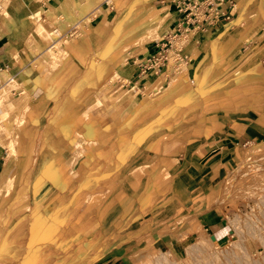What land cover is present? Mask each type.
Returning a JSON list of instances; mask_svg holds the SVG:
<instances>
[{
  "label": "crops",
  "instance_id": "0c3cea01",
  "mask_svg": "<svg viewBox=\"0 0 264 264\" xmlns=\"http://www.w3.org/2000/svg\"><path fill=\"white\" fill-rule=\"evenodd\" d=\"M0 4V117L9 114L10 122L14 123L20 122L23 115L26 123L25 127L22 126L12 131L15 137L21 140L22 146L13 148L15 152L13 150L9 152L10 149L8 151L7 147L2 144L6 142L8 136L1 135L2 132H8L7 125L3 123L5 119H0V220L7 218L8 200L1 193H5L8 187L14 188L10 203L15 204L14 210L17 209L15 226L18 224L17 220L23 218L25 214L22 209V211L18 210L24 204L29 207L32 203V211L38 208V213L41 215L32 220L31 211L28 217L23 219L25 248L23 244L17 242H9L10 244L7 245L6 227H0V261L2 264H22L27 257L30 259L28 264H131V257L146 250H157L174 245L173 241L176 239L170 235L177 231L173 232V229L180 225V228L187 230L184 224L196 215V205L202 198L200 192L206 187H210L211 191L212 177L222 176L227 159L230 156L237 158L234 152L238 155L239 150L252 143L254 139L264 138V53L259 54L260 45L251 47L250 42L244 43L234 51L236 45L233 39H238L236 35L231 36L229 32L221 36L216 35L222 31L223 27L236 26L240 22L241 17L237 6L235 9L228 8L226 11L230 12L231 17L234 16L231 23L216 22L208 26L204 34H199L203 41L201 45L205 46L206 50L195 48L193 41L199 39L198 35L195 40L194 37L191 40V45L194 47L193 58H190L189 48L182 54L187 56L186 54L189 53L187 57L190 58V62L186 67V74L191 80L190 88L196 86L192 90L195 91L197 89L208 90L212 82L210 79L224 63H221V60L231 58L237 52L245 50L244 55L238 59L241 78L234 86L236 87L234 89H238V97L237 99H235L236 96L232 98L237 101L234 105L238 108L235 114L238 116L236 126L240 129L234 130V133L220 131L222 133L221 146L216 147L219 151L214 154L216 149L208 150L206 162L202 163L193 159L189 174L199 176L200 179L197 181L191 179L188 173L183 174L182 171L185 169L178 166L179 163L164 162L169 167L164 164L160 165L161 159L175 158L177 161L180 147H174L168 151L166 144H159L155 154L157 160L154 164L146 166L149 174L144 175L146 178L151 177L154 183L159 173L167 170L172 178L169 186L151 194L152 198L149 196L145 205L143 204V193L142 195H139L140 193L130 195L129 202L119 209L117 199L119 195H116L115 187L118 188L120 184V188L125 192L126 185L130 183L134 187L140 186L138 185L140 177L137 174V178L130 171L132 178L126 176L120 181L119 178H111L104 199L99 201L94 210L92 207H85L81 216L84 217V222L79 227H72L71 222L68 225L60 223L61 219L71 214L72 211L71 208H67L68 201L64 199V196L56 199L55 189L59 187L58 185L64 189L68 184L61 174L59 178H56L59 168L67 165H62V163L56 168L55 163L51 161L44 174L42 167L34 170V146L39 138L45 137L48 141L43 151L47 155H52L55 153L49 144L57 139L63 140L62 151L60 150L59 154L69 153L81 156L78 157L81 169L90 172L89 176H80L79 184L87 185L92 183L85 177L96 175L98 172L100 164L94 163L98 155L106 158L105 154L112 153L114 148L120 154L129 155L140 144L142 135L150 138L152 142L164 138L160 130V132L154 130L153 133L150 130L152 128H149L146 132L145 126L135 129L130 135L123 134L130 124L138 123L141 120H139L140 115L149 110L151 106L147 99L135 104L134 99L137 93L130 94L129 92L136 89L139 84L133 82L137 76L135 75L137 66L155 54L157 44L140 46V44L133 43L113 62L112 68L115 69L116 74L127 80L126 84L121 85V89L129 88L126 90L127 93L120 92L117 86L114 87L108 83L92 84L86 81L90 73H87V69L97 63L96 55L101 53L107 34L112 32L119 23L122 27L131 26L137 17L155 8L146 6L173 5L161 3L160 0H46L42 3L38 0H1ZM167 9L170 15L172 11L174 19L169 26L166 21L165 26L174 30L176 26L174 21H177L179 16L174 8L167 7ZM164 14L165 21L167 14L165 12ZM38 24L42 26L37 28V35L35 30ZM52 30H56V33L60 35L55 36L54 41L47 42V31ZM78 31H80L79 36L76 35ZM73 32H75L74 35H72ZM229 37L231 40L226 39ZM220 39L221 41L226 39L224 42H227V49H222L224 45L217 47L218 43L220 45ZM57 40L60 41L57 42ZM162 40L163 37L160 41ZM57 43H61L62 51L53 52L54 56H52L53 47L51 46ZM254 55H258V59L263 61L248 67ZM53 58L60 61L56 62L52 60ZM112 74H114L113 71ZM155 81L152 87L162 84L159 77ZM178 81L169 84L167 100L173 96L176 98V95L181 93L182 89ZM198 96H202V99L206 97L205 93H200ZM68 100L72 101L71 105L62 111ZM88 100L90 105L86 104ZM123 100L129 101L132 107L139 106L142 109L136 112L133 110L121 112L117 107L119 105L117 101ZM231 101L233 100H229ZM74 103H78L83 108L79 116L81 119L86 117L85 111L97 103L102 108L91 110L89 120L80 122L82 125L84 123L94 124L90 125L91 129L88 133L85 132L83 135L78 132L76 134L79 136L77 138L78 148L75 146L76 143L72 145L67 142L66 139L70 135L63 127L54 129L58 121L62 124L69 123L66 117L70 112L69 108ZM54 105L57 107L54 112L57 111V113L50 119L48 111ZM176 105L179 103L176 102ZM101 111L100 115L98 112ZM223 124L224 128L226 126L232 129L231 124L225 122ZM45 126L47 130L44 129ZM95 127L100 130L98 133L102 132L103 136L100 140L109 139L113 143L112 147L108 146L109 143L94 140L93 129ZM9 137L12 138V136ZM119 137H123L122 142L127 141V144L120 146L117 140ZM83 139L86 145L81 147ZM30 142L33 146V153L28 166L24 169L22 158L25 157V150ZM93 144H99V146L92 147ZM12 154L15 155L10 158ZM87 154L90 155L89 158ZM72 163L67 166V170L73 167L74 163ZM142 166L139 164V167L132 171ZM24 187H29L27 193ZM50 188L52 191L47 195L46 201L43 204L34 205L35 201H38ZM140 188V190L144 189L145 185ZM164 190L166 194L163 195ZM209 202L210 200L207 199L201 212L196 216L202 228L205 227L203 223L210 226L212 209L206 208ZM52 203L55 204L54 208L49 210L48 205ZM1 204L4 206L1 207ZM89 219H93V222L91 221L93 228L86 226ZM14 230L10 232L11 235H14ZM69 236L75 237L70 238ZM63 239L64 243L59 245ZM8 256L11 260L7 259Z\"/></svg>",
  "mask_w": 264,
  "mask_h": 264
},
{
  "label": "rangeland",
  "instance_id": "374dc122",
  "mask_svg": "<svg viewBox=\"0 0 264 264\" xmlns=\"http://www.w3.org/2000/svg\"><path fill=\"white\" fill-rule=\"evenodd\" d=\"M45 1L46 0H38V2L40 3ZM239 1L241 0H232V3L234 4L233 7L234 9L236 6L238 8V12L241 17L240 22L236 26L231 25L228 26L229 28L223 27L222 31L218 32V34L229 31V33H232L233 35H236L238 37V39L236 38L233 39V42L236 45L234 51L238 50V48L244 43L250 42L249 46L251 47H256L260 45L258 47L259 51H261L259 54H263L264 53V19H262V17L259 14L260 12L259 2L261 0H253V1L249 0L245 4H240ZM146 7L148 8L155 7V8H152L145 14L137 17L135 19V22L131 26L122 27L121 23H119V25H117L112 32L107 34L101 53L99 55H96L97 63L91 65L87 69V73L90 72L87 76V81H86L87 83H92V84H97V83L100 84L101 82L103 84L108 83L109 85H112L114 87L117 86V89L120 92L127 93L126 90L129 88H127L126 90L124 88L121 89V85L126 84L127 80L124 77L116 74L115 69L112 68L113 62L118 57H120L122 53L125 52L127 48L133 43L140 44V46L144 44L145 45H150L153 43L158 44L160 42L159 40H161L164 34L166 35L168 33L174 32L173 29L165 26L166 21L168 22V26L170 22H173L174 17H172V11L170 15L169 14L170 11H168L167 9V7L174 8L173 6H167V7L146 6ZM245 10H249V12H246ZM164 12L167 14L165 21H164L165 18ZM175 17L177 18L178 16ZM233 19L234 16L231 17L228 22H223V23H231ZM174 22L176 23V21ZM39 26L42 25L38 24L35 30L36 34H37V28ZM227 28L228 30H226ZM52 32L53 30L51 32L47 31V35H46L47 42L54 41L55 36L60 35V33L58 32L56 34H53ZM79 32L80 31L77 32L76 34L77 36H79ZM74 33L75 32H73L72 35H74ZM204 33L205 32H201V33L199 32L194 36H189L187 39H185L184 36H178L177 39L175 40V46L180 47L181 45L183 53L184 50L189 48L190 58H193L194 47L193 45H191L192 37H194L195 40L199 34L201 35ZM200 35L198 37L199 39L195 40L196 42L193 41V44L195 45V48L199 47V49L200 48L205 49L204 48L205 46L201 45L203 44L202 43L203 41L202 39H200ZM211 38L212 37H210V39ZM225 40L221 41L220 39V45L218 43L217 47L218 46L222 47L224 45V48L222 47V49L223 50L227 49V42H224ZM59 41L60 40H57V42ZM160 44L159 47H155V50L153 49L155 53L154 55H157V53L160 52ZM233 47L234 45L232 46V48ZM51 48H52L51 49L52 56H54L53 52L58 53L62 51L61 43L54 44L53 46H51ZM165 50H167V53H171L172 51H174V44L171 48L170 46H167L166 48H164V51ZM244 51L237 52L236 54L231 56V58L228 61L223 63L222 67L218 71L219 73L217 72L210 79V81L212 82L210 83V87L208 88V90L197 89L195 91H192L194 90V88H196V86L190 88L192 84L190 85L191 80L186 74L187 65L184 66L183 68L182 65L184 64L180 65L171 61L170 63L164 65L162 68H160L157 71H153L152 69L149 71H144L143 68L137 66L136 74H135L137 76H135V78L133 77L134 78L133 82L139 84L137 85L136 89H134L132 92L129 93L130 94L137 93V96L134 99L135 104L140 103L143 99H147L148 101H150L151 106L149 110H147L144 114L140 115L139 120L140 119L141 120L138 123L130 124L129 128L126 129L127 131H123V134L130 135L135 129L145 126L144 128H147L146 132L149 128H152L150 129L151 132L153 131L154 133V130H156L157 132L161 131L162 134L164 135V138H160L157 139L155 142H152L150 138L142 135L140 144L129 155L128 154L125 155L124 153L120 154L119 152H116L115 151L116 148H114V151H112V153L105 154L107 156L106 158H104L103 155L102 156L98 155L96 157V160H94V163L97 162L100 164L98 167V172L96 173V175L85 177L89 179V181L94 185L79 184L80 176H85V175L89 176V172H90L89 170L86 171L85 169L84 170L81 169L79 164V158L81 156L75 154H69V153L59 154V156L57 155L54 156L53 154L47 155L46 153H44V151L47 145L46 142L48 140L45 137L39 138V140H37L36 142V145L34 146L35 147L34 157H33L35 160V162L33 161L35 164L34 170L36 168L42 167V169H44L43 170V174H44L46 172L45 170L47 169V165L51 161L55 163L56 168L60 167L62 163H63L62 165L65 164L67 166L70 165L72 162L74 163L73 167L68 170H67V166L60 167L58 171L59 175L58 174H57L58 176L56 175V178L57 177L59 178L61 174L68 183L64 189L60 185H58L59 186L58 188H55L57 191L56 193L57 195L55 194L56 199H59L60 196H64V199L68 201V203L66 204L67 208H71L72 211L71 214L69 213L67 216L65 215L61 219L60 223L62 225L64 224L68 225L71 222L70 226L79 227V225H81V223L84 222V217H81L84 208L85 207L87 208V206H89L90 208L92 207V210H94V208L98 205L99 201L104 199V197L107 195L106 192L107 189H109V186L107 185L110 183L111 178H119V181L126 176H128V178L129 177L132 178L131 173H133L137 178L138 175L140 177V182L138 184L140 186L134 187L130 183L126 185L127 191L125 189V192H123V190L120 188L121 187L120 184L118 188L115 187V189H117L116 195H119L117 198L119 200V204H118L119 209H121V207H124L127 204V202H129L130 199L128 197L130 195H136L138 193H140L139 195H142V193L145 194L147 192L154 193L158 190L165 188L166 186H169L172 178L167 170L166 171L162 170L157 176L156 182L154 183L152 182L151 177L146 178L145 176L146 173L149 174L148 168L146 166L154 164L157 160L155 154L158 151L157 147L159 144H166L168 151L169 149H173L174 147L176 148L180 147V152L178 153L177 161L175 158H166L164 160L161 159V162L159 164L162 166L164 164V166L169 167V165H166L165 163L168 162L169 164V162L170 163L176 162L179 163L178 166L183 167L185 169L184 171H182L183 174L186 173L189 174V168L191 167L193 159L198 160L199 162L202 163L206 162L208 150H215L216 147L220 145V142L222 140V136H221L222 133L220 131L234 133V130L238 131L240 129V127L236 126V121H237L236 117L238 116L235 114L237 113L238 108L234 105H236L237 102L235 101V99H237L238 97V89H234L236 88L234 86H236L237 82L241 78L239 74L240 70L238 67V63H239L238 59L241 55H244L245 53ZM186 55L189 57V53H187ZM254 56H255L254 61L257 62V64L262 63L261 61L263 60L258 59V55H254ZM101 57L104 58L101 59ZM52 60L56 62L60 61L56 58H53ZM91 70L93 71L91 72ZM112 71L114 72V74H112ZM157 77H159V81L162 84L157 87H152V83L156 82L155 79ZM176 80H179L178 82H180V88L182 89L181 93L177 94L176 98H174L175 96H173L172 97L173 99L169 98L167 100L166 97L169 91L168 86L169 84L171 85ZM143 82L145 85L143 84ZM200 84H203V82H200ZM144 86L146 88H144ZM197 91L199 92V94L205 93L206 97L202 99V96H198L199 94H197L198 93ZM234 97L235 99H232ZM229 100H233V101L229 102ZM117 102L119 104L117 105V107L120 109L121 112H125L127 110H133L136 112L142 109V107L139 106L132 107L131 103L127 100L117 101ZM176 102L179 103V105H176ZM86 104L90 105L89 100L86 102ZM55 106L56 105L52 106L48 111L50 119L53 115H56L57 113V111L54 112V110L57 108ZM98 108H101L99 103H97L93 107L88 108V110L85 111L86 117H84V119H81L79 116L82 113L81 111L83 108L80 107L78 103H74V105L69 108L70 112L66 117L67 118L66 120L69 121V123L62 124L61 122L58 125L55 124L54 129H58L60 128V126L63 127L66 132L67 131L69 132L68 134L70 135V137L66 139L67 142H69V144L72 143V145L76 143L75 146L78 148L77 138L79 136L76 134H78V132L83 133V135L85 134V132L88 133L89 130L91 129L90 125L94 124V123H89V124L84 123L82 125L80 124V122L82 123V121L84 120L85 122H87L89 120L88 118L91 117V110L93 109L96 110ZM98 113H100L101 115L102 111ZM159 117L160 119L158 120ZM0 119H5L3 123L7 125V129H8V132L1 133V135L8 136L6 142H3L2 144L3 146L7 147L8 151L10 149L9 152H11V150L15 152L13 148L22 146V143L20 139H17L18 137L17 138L15 137L12 131L18 130L22 126L24 127L26 126V123L24 121V116L22 115L20 122H14V123L10 122L9 114L1 115ZM224 122L231 124L232 129H228L226 128V126L224 128V124H223ZM44 129L47 130V127L45 126ZM99 131L100 130L97 127L93 129L94 140L99 142L103 141L109 143L108 146L112 147L113 143H111L109 139L100 140V138L103 135L102 132L98 133ZM9 136H12V138H10ZM117 140H119L120 146H124L127 144L126 143L127 141L122 142V140H124L123 137H119ZM85 143L86 142L84 140L81 143V147L86 145ZM95 146H99V144L92 145V147ZM261 148H264V138L261 139L256 138L252 141V143L247 144L246 146L241 148L239 150L238 155H236V153L234 152L235 156L238 157L234 158L230 156L227 159V165L225 167L222 176H220L219 178L216 176L212 177L211 191H210V187H206L202 189V192H200L202 198H200V202L196 205V210L198 208L199 211L201 212V209L204 207L206 200L207 199L208 201L210 200L209 204L206 206L207 209H212V211L210 212L211 214L210 226H207L205 223H203L205 227L202 228L198 223V221L196 220L194 222V226L193 224L192 226H190L189 224H185L184 226H187L186 228L187 230L185 231L182 228H180V225H177L173 229V232L177 231V233L170 235V237H175L176 239L173 241L174 245L161 247L157 250H146L138 255L131 257L130 263L159 264L162 258L165 261L169 262L167 264L198 263L200 262L199 260H201L199 258H202L203 255H205V253L209 251V248L206 247L208 250H206L205 248V250L203 251L206 252L204 253L202 251L201 253L200 251L198 252L192 251L191 249L193 248L191 247H194L196 245V243L199 240L198 237L201 236V233L203 232L207 236V238H205V235L201 237L204 238L206 242L208 241L207 243H209L208 244L209 246L210 244H212L210 241L211 240L210 236H214L217 243L216 245H219L220 247H225L235 242V240H237V234L234 228V225L236 223L235 215L238 214L240 217L246 216L251 212V209L255 203V199L252 193V190L254 189L252 183L248 180L241 181L242 177L244 176L241 177L242 173L240 174V172L238 171H236L238 172L236 173L235 170L238 169L240 164H242V167H244L242 169H245V166L247 164L248 166L256 165V163L264 164L263 161L264 156L262 155ZM217 149L215 150V152H213L214 154L218 153L219 150ZM255 150L257 152L259 151V154L258 153L256 154V152H254ZM247 151L254 152V153L251 152V154H249V155H253L252 157H249V159H248ZM32 153H33V146L32 143L30 142L25 150V157L22 158V164L24 165L23 167L24 169L28 166L31 160ZM14 155L15 154L10 155V158H12ZM254 155H258V156H254ZM89 157L90 155L87 154V158ZM260 160L263 162H261ZM139 164L143 165L142 168H138L132 171V169L139 167ZM128 173H130V175ZM230 174H231L230 177L232 179L235 177L236 179L231 180V178L228 177V175ZM235 174L237 175L239 174L240 178ZM190 178L196 181L200 179L199 176H195V175H190ZM144 180L145 183L143 184ZM147 183L148 186H146ZM229 183H231L232 185ZM144 185L145 188L140 190L141 189L140 187ZM150 185L152 186L151 189H150ZM28 188L24 187L26 193ZM48 191H46L45 194L38 201H35L34 205L37 206L43 204V202H45L47 199V195L51 193L50 191H52V188H50ZM13 192H14V188L8 187L6 188L5 193H1L4 197H6L8 202H7V218L0 220V227H6V231H7L6 238L8 243L7 245H9L10 243L17 242L18 244H23V248H25L24 247L26 242L25 223L23 219L28 217V215L33 209V204L31 203L29 207L26 206L25 204L23 205V207L22 206L19 207L18 210L22 209L25 212V214L23 215V218L21 219L19 218L17 220L18 224L17 226H15L16 225L15 211L17 209L14 210L15 204L10 203L11 200L10 196L13 194ZM162 194L163 195L166 194V191L164 190ZM54 205L53 203L52 205L49 204L48 209L51 210L52 208H54ZM3 206L4 204H1V207ZM256 210L259 211L260 209L257 208ZM40 216L41 215L40 213H38V208H35L32 211L31 218L36 219L37 217ZM91 221L93 222V219H89L86 224V226H88L89 228L90 227L93 228V224L91 223ZM187 223H189V221ZM13 228H15V230ZM205 229L208 230L205 231ZM13 230H14V235H11L10 232ZM69 237L73 238L75 236H69ZM1 238H3V236H1ZM64 241H65L64 239L61 240L59 245L63 244ZM262 247L263 246L261 243H259V241L248 239L247 245L243 247L244 249L240 248L239 251L245 250L244 252L246 253V255H248V258L252 262H256V260L260 261V259L264 257L263 254L264 248ZM187 252L190 254H188ZM186 254L188 255L186 256ZM258 257L259 259H257ZM7 259L11 260V257L8 256ZM29 262L30 259L29 257H27L23 260L22 264H28ZM0 264H2V261H0Z\"/></svg>",
  "mask_w": 264,
  "mask_h": 264
},
{
  "label": "bare ground",
  "instance_id": "6f19581e",
  "mask_svg": "<svg viewBox=\"0 0 264 264\" xmlns=\"http://www.w3.org/2000/svg\"><path fill=\"white\" fill-rule=\"evenodd\" d=\"M248 1L249 0H241V1H239V3L245 4ZM259 6H260L259 14L262 17V19H264V0H261L259 2ZM159 11H161V10H159ZM245 11L249 12V10H245ZM226 30H228V29H226ZM228 32L229 31H227L225 33L222 32L220 34L217 33L216 35L221 36L223 34H227ZM53 33H56V30L53 31ZM229 40H231V37H229ZM177 45H179V44H177ZM180 47H181V45H180ZM229 59L230 58H226L224 60H221V63L226 62ZM254 59H255V57L247 65L248 67L255 65L256 62L254 61ZM182 66L184 68L185 65H182ZM247 66H245V67H247ZM71 103H72V101L68 100L65 103V106H63L62 111H64L65 109H68V107L71 105ZM59 123H60V121L56 122L57 125ZM62 142H63V140L57 139L50 144V148L55 153V154H53L54 156H56V155L59 156V152L63 146ZM261 151H262V155L264 156V148H261ZM247 152H248L247 153L248 159H249V157L253 156V155H249V154H251V152L252 153L256 152V154L257 153L259 154V151L257 152L256 150L254 152L253 151H247ZM254 156H258V155H254ZM263 161H261V162H263ZM242 168H244V167H242V164H240L238 169L235 170V172L238 171V172H240V174L241 173L245 174V175L241 174V177L244 176V177H242L241 181L248 180L252 183V185L254 187V189L252 190V193H253V197L255 199V203L251 209V212L249 214H247L246 216H243V217H240L238 214L235 215L236 223L234 225V228H235V231L237 234V240H235V242L231 243L230 245H227L225 247H220L219 245H216L217 244L216 240H214V241L210 240L212 244H210V246H209L208 245L209 243H207L208 241L206 242L204 240V238L201 237V236H204L205 234L201 233V236L198 237L199 238L198 242L196 243V245L194 247H191V248H193L191 250L197 251V252L200 251L202 253V251L205 250V248L207 247V248H209V251L207 253H205L206 251L205 252L203 251L205 253V255H203L202 258H199V259H201V260H199L200 262L195 263V264H264V257L261 258L260 261L256 260V262H252L248 258V255H246V253L244 252L245 250H243V251L240 250L241 252L239 251L240 248L244 249L243 247L245 245H247L248 239L259 241V243H261L263 246L262 248H264V164L263 163L262 164L256 163V165H250V166H248V164H247L245 166V169H242ZM238 172H236V173H238ZM235 175H237V174H235ZM230 176H231V174L228 175V177H230ZM237 176H239V178H240L239 174ZM226 178H227V176H226ZM230 178H229V180H230ZM234 179H236V177L233 179L231 178V180H234ZM229 184H231V183H229ZM151 194H153V193L147 192L143 195V197H144L143 204L144 205L147 204V200L150 198L149 196H151ZM151 198H152V196H151ZM257 208H259L260 210L257 211L256 210ZM195 212H196V215L189 218L188 219L189 223H187L188 222L187 221L185 224H189L190 226H192V224H193V226H194V222L196 221V216L198 215V213H200V211L197 208V211H195ZM32 220H35V219H32ZM205 238H207L206 235H205ZM207 248H206V250H208ZM188 254H190V253H188ZM188 254H186V256ZM257 259H259V257ZM167 263H169V262L165 261L163 258L159 262V264H167Z\"/></svg>",
  "mask_w": 264,
  "mask_h": 264
},
{
  "label": "built area",
  "instance_id": "2783aa9c",
  "mask_svg": "<svg viewBox=\"0 0 264 264\" xmlns=\"http://www.w3.org/2000/svg\"><path fill=\"white\" fill-rule=\"evenodd\" d=\"M161 3L172 4L178 14L174 32L163 36V40L157 44L160 52L141 62L138 66L144 71H157L164 65L173 61L176 64L188 65L190 59L182 54V48L175 46L178 36H194L203 32L208 26L216 22H228L231 18L228 8H233L232 0H160ZM174 44V51L167 53L164 48Z\"/></svg>",
  "mask_w": 264,
  "mask_h": 264
},
{
  "label": "water",
  "instance_id": "95a60500",
  "mask_svg": "<svg viewBox=\"0 0 264 264\" xmlns=\"http://www.w3.org/2000/svg\"><path fill=\"white\" fill-rule=\"evenodd\" d=\"M210 239H211L212 241H214V240H215L214 236H210Z\"/></svg>",
  "mask_w": 264,
  "mask_h": 264
}]
</instances>
